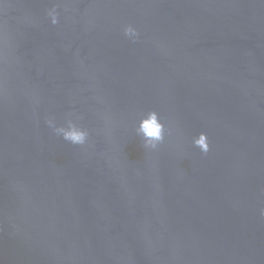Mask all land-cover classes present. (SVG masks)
Returning a JSON list of instances; mask_svg holds the SVG:
<instances>
[{"label": "water", "instance_id": "water-1", "mask_svg": "<svg viewBox=\"0 0 264 264\" xmlns=\"http://www.w3.org/2000/svg\"><path fill=\"white\" fill-rule=\"evenodd\" d=\"M0 264H264V0H0Z\"/></svg>", "mask_w": 264, "mask_h": 264}, {"label": "clouds", "instance_id": "clouds-1", "mask_svg": "<svg viewBox=\"0 0 264 264\" xmlns=\"http://www.w3.org/2000/svg\"><path fill=\"white\" fill-rule=\"evenodd\" d=\"M48 16L51 18L52 24L58 23L56 6H53L48 10ZM124 35L131 39L132 42H135L139 33L135 27L129 24L124 27ZM47 122L57 135L62 136L65 141H68L71 144L83 145L88 138L87 130L77 125L72 119L66 121V126L59 127H57L51 119ZM137 132L140 134L146 148L155 149L164 141L165 125L161 122L159 114L156 111L151 110L141 117ZM192 142L194 146L201 150V152L205 154L208 153L209 143L206 133H199L198 136L193 137Z\"/></svg>", "mask_w": 264, "mask_h": 264}]
</instances>
